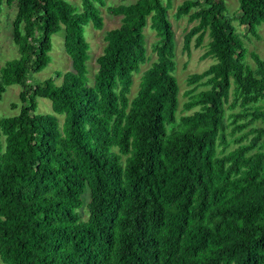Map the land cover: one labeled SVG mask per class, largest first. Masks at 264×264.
<instances>
[{
	"label": "trees",
	"instance_id": "16d2710c",
	"mask_svg": "<svg viewBox=\"0 0 264 264\" xmlns=\"http://www.w3.org/2000/svg\"><path fill=\"white\" fill-rule=\"evenodd\" d=\"M118 1L0 0V26L3 5L17 8L19 51L0 100L21 88L19 114L0 117L1 264H264V59L247 63L224 0H185L174 18L195 24L183 50L208 37L215 62L188 78L183 111H195L179 116L171 0ZM101 6L122 19L90 81L86 27L104 29ZM239 12L240 27L264 25V0ZM147 28L157 58L141 73ZM61 31L72 69L34 83Z\"/></svg>",
	"mask_w": 264,
	"mask_h": 264
},
{
	"label": "rangeland",
	"instance_id": "374dc122",
	"mask_svg": "<svg viewBox=\"0 0 264 264\" xmlns=\"http://www.w3.org/2000/svg\"><path fill=\"white\" fill-rule=\"evenodd\" d=\"M75 8H80L82 0H66ZM132 1V0H131ZM134 1V0H133ZM185 0H171V8L169 10V19L173 24L174 41H175V54L177 68L174 76L177 79L180 93H179V116L185 114H192L195 110L184 112L183 109L186 103L190 100L187 92L190 89L196 88V86H189L187 81L192 74L202 73L208 69L215 60L212 58L203 59L204 54L207 51V44L209 38L206 37L204 44L196 48L194 43L192 44L190 54L184 52V36L193 27L195 23H190L188 17H183L180 20L174 18L177 7ZM107 6L119 5L118 0H105ZM168 0H164V4H167ZM227 11L226 17L231 21V24L236 27V31L244 41V45L248 50L247 63L254 66L255 63L252 60L251 54L256 53L262 59H264V25L257 28V30H248L245 27H240L238 23L239 12V0H224ZM101 12L104 17L105 27L102 31H96L91 25L86 27L87 40L91 45V60L89 66V80H93L94 73L97 69L96 59L103 52L105 41V33L109 30L120 27L121 17L111 16L106 7L101 6ZM17 13L16 6L8 7L6 4L2 7L1 14V26H0V71L8 61L19 57V51L14 43L13 39V21ZM147 35V48L149 61L141 66V73L148 69L151 64L156 60L157 55L153 50V44L157 41L155 32L149 28L146 29ZM53 49L51 52L52 62L50 66L40 73L33 75V82H43L50 78H55L58 72H66L72 69L71 59L65 52L64 48V31L56 34L52 38ZM141 73L135 75L134 85L132 88V97H134L139 90V83ZM62 79H56L57 84H60ZM204 87H197V92L203 90ZM21 88L17 85L9 87L6 93L0 100V117H13L19 114L21 105L19 100V93ZM38 113L40 114H53L51 102L47 99L38 97ZM13 104L17 105V108H13ZM63 117H61L62 119ZM230 148H233L231 145ZM88 198V193L85 196ZM86 210L84 211V218H87ZM0 259V264H1Z\"/></svg>",
	"mask_w": 264,
	"mask_h": 264
}]
</instances>
